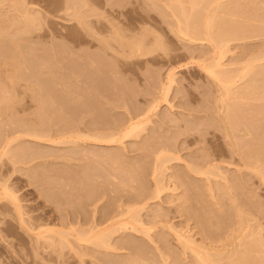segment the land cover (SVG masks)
Instances as JSON below:
<instances>
[{
  "label": "rangeland",
  "instance_id": "rangeland-1",
  "mask_svg": "<svg viewBox=\"0 0 264 264\" xmlns=\"http://www.w3.org/2000/svg\"><path fill=\"white\" fill-rule=\"evenodd\" d=\"M211 1L0 0V264L264 256V0Z\"/></svg>",
  "mask_w": 264,
  "mask_h": 264
},
{
  "label": "bare ground",
  "instance_id": "bare-ground-1",
  "mask_svg": "<svg viewBox=\"0 0 264 264\" xmlns=\"http://www.w3.org/2000/svg\"><path fill=\"white\" fill-rule=\"evenodd\" d=\"M174 1V3H175V1H177L176 2V5L174 4V5H172L173 7L174 6H176V8H178V6H177V3L178 4H180V2H178V0H173ZM193 2H192V5L194 4H196V2H197V4H198V2H200L199 3V5L200 6H202V7H205L206 5H208V4H206L207 2H208V0L205 2V4L204 3H202L203 1H205V0H203V1H199V0H192ZM217 1L218 0H216V1H214V2H216V3H213L214 4V7H215V9H216V5H219L218 6V8L221 6V9H223V7H222V4H221V2H219L218 1V3H217ZM250 2H251V0H249ZM209 2H212L211 0H209ZM202 3V4H201ZM181 4H182V2H181ZM181 4L179 5V6H181ZM205 6H204V5ZM210 5H208V6H212L211 4L212 3H209ZM216 4V5H215ZM221 4V5H220ZM224 4V3H223ZM17 5V4H16ZM15 5V6H16ZM199 5H195V8L193 7L192 8V11H196L197 13H198V15H197V13L195 12V14L198 16H193V12H191V15H192V17H197V18H195V20L197 21V23L194 25V23L196 22L195 20H194V22L193 23H191L192 21H193V19H191L190 17V15H189V12H190V10H189V12H188V16H190V17H188L187 16V12H186V10H188V9H186V10H184L185 8H180L181 10H183V13H185V15H179L180 17H182V16H186L187 17V19H185L184 21L186 22L185 24H186V27H182V31H183V33L185 32V33H189L188 35L189 36H191L192 37V35L193 36H199L200 34L199 33H201V31L203 30V28H205L206 29V27H207V29L206 30H208L209 28H211L212 29V27H211V25H212V21L214 20V18H213V20H211V14L208 16V14H206L208 17H206V18H208V20H206L205 19V17H201V15H203V13H201L200 11H207L208 10V6H206V8L205 9H203L202 7H200ZM233 5H235V4H233ZM201 8V9H199V7ZM224 6V5H223ZM17 7V6H16ZM198 7V8H197ZM213 7V6H212ZM211 7V8H212ZM175 8V7H174ZM210 8V9H211ZM193 9H196V10H193ZM212 9H214V8H212ZM177 11H179V13H180V10H179V8L177 9ZM217 12V11H216ZM205 13V12H204ZM207 13H208V11H207ZM180 14H182V11H181V13ZM200 14V15H199ZM213 14H215V12H213L212 13V15ZM25 15V14H24ZM204 16H205V14H204ZM248 16V15H247ZM251 16V15H250ZM27 17H29V16H27ZM204 18V19H201V18ZM209 17H210V19H209ZM215 17V16H214ZM30 18V17H29ZM184 19V18H183ZM30 20V19H29ZM29 20H28V22H29ZM201 20V21H200ZM204 20V21H203ZM205 20H206V22L208 21V23H206L205 22ZM210 20H211V22L212 23H210ZM32 21V20H31ZM31 21L29 22V23H27L26 22V19H25V23H26V25L25 24H23L22 26H26L27 27V24H28V27H29V29H30V27L32 26V25H30V23H31ZM184 21H183V23H184ZM200 21V22H199ZM203 21V22H202ZM225 21V20H224ZM203 24H202V23ZM205 22V23H204ZM243 22V21H242ZM19 23V22H18ZM200 23V24H199ZM223 23H225V22H223ZM223 23H222V25H223ZM229 23V22H228ZM236 23H239V22H236ZM244 23V22H243ZM249 23H250V20H249ZM32 24V23H31ZM201 24L204 26V24H206L205 26L206 27H201ZM214 24V23H213ZM226 24H227V22H226ZM225 24V25H226ZM241 24V23H240ZM245 24V23H244ZM21 25V24H20ZM184 25V24H183ZM182 25V26H183ZM193 25V26H192ZM242 25V24H241ZM224 26V25H223ZM223 26H221V27H223ZM228 26V25H227ZM230 26H232L233 27V25H229V28H230ZM237 26V25H236ZM242 26H244V25H242ZM26 27H23V28H26ZM20 28H22L21 26H20ZM19 28V29H20ZM229 28H226L225 30H224V33H226V35L227 34H230V35H232V33H233V36L234 35H238V34H236L234 31H236V29L237 30H239V28H236V29H229ZM234 28V27H233ZM243 28H245V27H243ZM210 29V31L208 30L207 31V33H205V34H209V35H204V34H201L199 37H203V36H208V38L210 39V37H211V40H213V41H215V42H217L216 41V39H218L217 38V35L219 34V32H220V30H222V29H220V30H215V32H214V30L212 31ZM219 29V28H218ZM26 30V29H25ZM241 30H242V28H241ZM179 31H180V29H179ZM204 31V30H203ZM223 31V30H222ZM221 31V32H222ZM181 32V31H180ZM220 32V33H221ZM203 33V32H202ZM216 33V34H215ZM218 33V34H217ZM223 34V33H222ZM222 34H220V35H222ZM186 35V34H185ZM203 35V36H202ZM225 35V34H224ZM121 36V35H120ZM233 36H228V39H230L231 37H233ZM218 37H219V35H218ZM235 37V36H234ZM224 38H226V36L224 37ZM220 41H221V37H220ZM227 41V40H226ZM218 42H219V39H218ZM223 42V41H222ZM140 43V42H139ZM1 46V45H0ZM140 46V45H139ZM219 63H221V62H219ZM218 63V67L220 66V65H222V64H219ZM250 64V63H249ZM254 64V63H253ZM253 64H252V67H253ZM263 64V63H262ZM258 65H260V64H258ZM248 66V65H247ZM246 66V67H247ZM255 66V65H254ZM220 68H222V66L220 67ZM220 68H218L219 70H221ZM251 68V67H250ZM255 68H256V66H255ZM254 68V69H255ZM257 69V68H256ZM211 71H216V72H218V70H216V68H211L210 69ZM222 70H224V68L222 69ZM222 70H221V72H222ZM245 70L247 71V73L248 72H250L249 71V68H245ZM244 70V71H245ZM251 70V69H250ZM245 71V72H246ZM252 71H254L253 69H252ZM224 72H226V74L228 73L227 72V70H224L223 71V73ZM262 73V72H261ZM264 73V72H263ZM225 74V73H224ZM225 74V75H226ZM229 74L230 73H228L227 75L229 76ZM244 74V73H243ZM246 74V73H245ZM258 74V73H257ZM231 75H233V74H230V78L232 77ZM248 75H251V74H249L248 73ZM253 75L255 76V74L253 73ZM260 76V75H259ZM253 77V76H252ZM229 78V79H230ZM234 78V77H233ZM236 78V77H235ZM234 78V79H235ZM250 79H251V77H250ZM259 79V78H258ZM252 80V79H251ZM249 83H251V81L249 82ZM262 83V82H261ZM43 84V83H42ZM232 84H233V79H230L227 83H225V85H224V89L226 88L227 89V92L228 93H230L231 92V89H232ZM250 85H253V84H250ZM234 86V85H233ZM96 87V86H95ZM255 87H256V85H255ZM236 88V87H235ZM225 89V90H226ZM238 90V89H237ZM2 91V90H1ZM235 104V103H234ZM234 104H231V106H228L230 109H231V113H230V120H231V122H232V124L233 125H235L236 124V119H237V116H239V110L240 109H242V106L240 105V104H238L237 103V105H234ZM229 110V109H228ZM242 112V111H241ZM240 112V113H241ZM229 120V121H230ZM141 123L142 122H140V121H132L131 122V124H130V126L127 128V130H126V132H124L123 133V135H120L119 133L117 134V133H114V134H112V135H110L107 139H114L115 137H116V135H119L120 137L119 138H122V136H125V135H127V134H129V133H131L133 130H135L137 127H139L140 125H141ZM249 124V123H248ZM254 124V123H253ZM238 128V127H237ZM256 133V132H255ZM239 140V139H238ZM120 141H122V140H120ZM261 144L263 145L264 144V140H262V142H261ZM242 151V150H241ZM251 152H252V148L251 147H249L248 149H246L245 150V153L246 154H248V155H250L251 154ZM102 240H104L103 238H102ZM257 240H260V239H250V240H247L246 242H245V244H244V248H243V256L241 257V258H238L237 260H233V259H231L230 261H228L227 263H222L221 262V259H222V257L221 256H214L213 255V253H211V252H204V251H201V250H199V249H197L195 246H193V245H191L190 244V242L189 241H187L186 243H187V245H188V243H189V245H190V247H191V249L193 250V252H194V254H195V256H196V260H198L199 262H200V264H242L241 262L242 261H245V262H248V261H250L251 262V264H264V256H261L260 254H259V252H260V250H261V247H259L260 245H259V242L257 241ZM186 241V240H185ZM240 260V261H239Z\"/></svg>",
  "mask_w": 264,
  "mask_h": 264
}]
</instances>
